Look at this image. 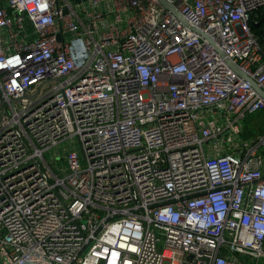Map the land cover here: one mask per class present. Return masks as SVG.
Wrapping results in <instances>:
<instances>
[{
	"label": "built area",
	"instance_id": "built-area-1",
	"mask_svg": "<svg viewBox=\"0 0 264 264\" xmlns=\"http://www.w3.org/2000/svg\"><path fill=\"white\" fill-rule=\"evenodd\" d=\"M165 1L0 0V264H264V0Z\"/></svg>",
	"mask_w": 264,
	"mask_h": 264
},
{
	"label": "rangeland",
	"instance_id": "rangeland-1",
	"mask_svg": "<svg viewBox=\"0 0 264 264\" xmlns=\"http://www.w3.org/2000/svg\"><path fill=\"white\" fill-rule=\"evenodd\" d=\"M262 17L260 15H256V20L260 21ZM261 29H264V22L261 25ZM264 35V34H263ZM46 86H43V89ZM258 135H264V109L258 113L249 115L244 123V131L241 133L242 139H248L251 137H256ZM78 144L75 146L74 149H77ZM47 162L49 163L50 167L58 173L56 166L60 167L63 166V162L61 161V157L53 156L51 158L50 154L47 153L45 155ZM61 161V162H60Z\"/></svg>",
	"mask_w": 264,
	"mask_h": 264
},
{
	"label": "water",
	"instance_id": "water-1",
	"mask_svg": "<svg viewBox=\"0 0 264 264\" xmlns=\"http://www.w3.org/2000/svg\"><path fill=\"white\" fill-rule=\"evenodd\" d=\"M158 2L167 10L171 11L175 17L185 26H187L191 31L195 32L196 34L200 35L202 38L206 39L209 43L213 44L211 39L203 34L200 30L193 28L191 26L188 25V23L185 21V19L180 15V13L169 3H167L165 0H158ZM64 13H66V10H64ZM254 28H258V24H252ZM220 55L222 57H224L223 54L220 53ZM225 62L227 63V65L240 77H242L244 80L248 81L250 83V85L253 87V89L258 93V95L264 100V91L259 88L257 86V84L255 83V81L249 77H247L246 75H244L239 68L237 67V65H235L234 63H232L230 60L226 59ZM1 108V105H0ZM2 119V115L0 112V122Z\"/></svg>",
	"mask_w": 264,
	"mask_h": 264
},
{
	"label": "trees",
	"instance_id": "trees-1",
	"mask_svg": "<svg viewBox=\"0 0 264 264\" xmlns=\"http://www.w3.org/2000/svg\"><path fill=\"white\" fill-rule=\"evenodd\" d=\"M252 31L255 33V35L259 38V40H262L264 38V33L261 32L260 29L254 28L251 24Z\"/></svg>",
	"mask_w": 264,
	"mask_h": 264
},
{
	"label": "crops",
	"instance_id": "crops-1",
	"mask_svg": "<svg viewBox=\"0 0 264 264\" xmlns=\"http://www.w3.org/2000/svg\"><path fill=\"white\" fill-rule=\"evenodd\" d=\"M9 13H11L10 11H8Z\"/></svg>",
	"mask_w": 264,
	"mask_h": 264
}]
</instances>
